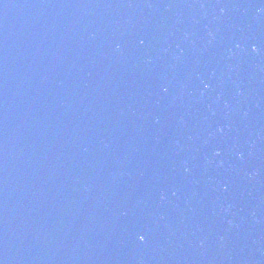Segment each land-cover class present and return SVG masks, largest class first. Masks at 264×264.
Segmentation results:
<instances>
[{
    "label": "water",
    "instance_id": "95a60500",
    "mask_svg": "<svg viewBox=\"0 0 264 264\" xmlns=\"http://www.w3.org/2000/svg\"><path fill=\"white\" fill-rule=\"evenodd\" d=\"M0 264H264V0H0Z\"/></svg>",
    "mask_w": 264,
    "mask_h": 264
},
{
    "label": "snow or ice",
    "instance_id": "6c2138e0",
    "mask_svg": "<svg viewBox=\"0 0 264 264\" xmlns=\"http://www.w3.org/2000/svg\"><path fill=\"white\" fill-rule=\"evenodd\" d=\"M139 239H140V240H143V239H144V236H143V235H141V236L139 237Z\"/></svg>",
    "mask_w": 264,
    "mask_h": 264
}]
</instances>
